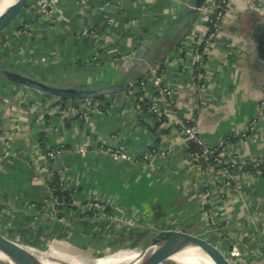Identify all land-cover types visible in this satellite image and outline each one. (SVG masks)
I'll return each mask as SVG.
<instances>
[{
  "label": "crops",
  "instance_id": "crops-1",
  "mask_svg": "<svg viewBox=\"0 0 264 264\" xmlns=\"http://www.w3.org/2000/svg\"><path fill=\"white\" fill-rule=\"evenodd\" d=\"M192 1L58 0L48 15L42 0H29L0 40V61L15 69L53 84L117 86L136 75L145 56L160 62L134 86L94 98L105 101L104 109L92 101L80 105L91 98L66 99L74 105L56 112L40 105L47 96L0 79L1 220L86 260L139 251L156 242L159 231L182 230L221 245L234 241L244 253L234 257L239 264L264 263V175L247 163L249 157L264 159V118L253 136L239 138L264 94V0H233L222 37L201 69L203 91L193 73L194 49L202 43L207 12L191 14ZM87 29L98 36L83 35ZM162 70L173 103L159 90L155 77ZM202 97L211 104L206 110ZM189 120L207 146L224 144L225 160L239 157L232 176L188 153L182 124ZM110 145L134 157L117 159L107 152ZM58 146L66 150L50 162L45 152ZM59 168L80 199L108 203L113 223L76 206L65 210L62 221L31 207L48 195L47 169Z\"/></svg>",
  "mask_w": 264,
  "mask_h": 264
},
{
  "label": "built area",
  "instance_id": "built-area-1",
  "mask_svg": "<svg viewBox=\"0 0 264 264\" xmlns=\"http://www.w3.org/2000/svg\"><path fill=\"white\" fill-rule=\"evenodd\" d=\"M85 1V0H82ZM43 2V10L51 15L54 9V6L57 4L58 0H42ZM233 0H208L206 5L202 8L204 12H207L205 17L206 21V31L201 39V44H199L194 49V60H195V68L193 73L195 72L196 78L199 80V87L203 90H206V84L203 83V74H202V66L205 65V61L210 53V49L215 43L222 37V32L224 29L225 22L228 16L231 14L233 10ZM108 23H112V19L108 20ZM83 35L87 36H98L96 30L87 29L83 31ZM160 85V92L163 96L170 98L171 103L174 102V91L171 87H169L165 80L164 70L162 72H158L155 77ZM134 86V83L132 84ZM131 86V87H132ZM204 95V94H202ZM89 101L93 102V107H97V109H104L107 107L104 100L99 99H91V100H82L81 106H84ZM145 104L147 101L144 102ZM202 109H208L211 104L209 101L202 97L200 101ZM43 105L44 108H51L53 111L61 112L65 108H71L74 104L73 102L65 99H53L51 97H47L46 102ZM36 106V103L33 104V108ZM147 109V108H146ZM153 112L155 113L156 120L162 121V113L161 110L157 107H152ZM264 118V94L262 99L259 102L258 115L254 117L248 124L247 129L243 134L239 136V138L247 139L254 135L255 130L257 128V124L259 123V119ZM183 127V143L188 153L193 157L194 160L200 161L204 160L208 162L214 168H220L221 172L226 174L227 176H232L233 171H235L238 167V156H234L232 159H226L223 156L224 153V144L221 147H211L207 146L204 138L199 132L197 125L193 120L186 121L182 124ZM66 149L64 147L58 146L54 148H48L46 150L45 156L50 160V162L56 160ZM107 152H109L112 156L117 159H132L134 156L122 150L118 147L110 145L107 147ZM249 168L257 175H264V159L261 158H252L249 157V161H247ZM52 164V163H51ZM215 168V169H216ZM217 170V169H216ZM46 180L48 184V195L41 203H34L31 205L38 212H42L44 217L47 219H55L58 221H62V217L65 213V210L69 207H79L85 210V214L88 216H96L103 217L110 223H113L114 215L108 206V203L99 198H89V199H80L77 196V192L71 188L69 185V177L67 171L64 168H59L58 170L47 169ZM217 184V188L220 189L221 186ZM231 184L230 182L226 183ZM226 185V186H227ZM213 194L212 187H207L206 195L210 197ZM213 205V200L210 199L207 201V207L209 210V216L213 223V227L217 228L218 224L215 219V216L212 214L211 207ZM225 248L230 250V253L236 258H242L244 255L243 251L240 249L239 245L234 241H224L222 243ZM262 254L264 259V243L262 244ZM264 261V260H263ZM264 264V263H263Z\"/></svg>",
  "mask_w": 264,
  "mask_h": 264
},
{
  "label": "water",
  "instance_id": "water-1",
  "mask_svg": "<svg viewBox=\"0 0 264 264\" xmlns=\"http://www.w3.org/2000/svg\"><path fill=\"white\" fill-rule=\"evenodd\" d=\"M207 2L208 0H193L189 5L190 13L197 15ZM28 3L29 0H16L0 14V40L6 36L11 27L21 17ZM179 19L183 21L185 18L181 16ZM144 58L146 61L142 60L139 62L141 66L136 75L126 79L124 83H119L120 85L118 84L117 86L53 84L37 75L15 69L2 61H0V79L17 86L35 90L53 99H94L116 93L122 88L130 87L133 83L137 82L136 80L141 75L152 70L160 62L159 57L154 60L150 59L149 56H145ZM5 236H12L18 240L17 247L13 245L11 256L19 264H42L40 258L35 253L48 254L53 250L52 247L43 243L38 237L30 233L27 228L0 219V239L5 238ZM155 236L156 242L151 246L157 245V248L141 264H164L166 260H171V264H179L171 258L188 244L207 251L218 264H239L230 251L214 239L182 230L159 231ZM6 241L11 244L8 240ZM53 261L57 264H68L58 259Z\"/></svg>",
  "mask_w": 264,
  "mask_h": 264
},
{
  "label": "bare ground",
  "instance_id": "bare-ground-1",
  "mask_svg": "<svg viewBox=\"0 0 264 264\" xmlns=\"http://www.w3.org/2000/svg\"><path fill=\"white\" fill-rule=\"evenodd\" d=\"M16 0H0V14L4 12L10 5H12ZM5 240V241H4ZM8 240L10 243H8ZM18 240L11 239L7 236L0 239V262L8 264H19L11 255L14 247H17ZM156 249V248H155ZM155 249L149 250L147 254L143 255L139 251H128L116 253L110 255H104L97 257L96 259L82 260L75 256L65 255L61 251H56L54 248L52 252L48 254L35 253L41 260L42 264H57L53 260L65 261L68 264H141L145 261L147 256H149ZM177 261L179 264H218L213 257L199 247L188 244L179 253L171 258ZM2 264V263H1Z\"/></svg>",
  "mask_w": 264,
  "mask_h": 264
},
{
  "label": "rangeland",
  "instance_id": "rangeland-1",
  "mask_svg": "<svg viewBox=\"0 0 264 264\" xmlns=\"http://www.w3.org/2000/svg\"><path fill=\"white\" fill-rule=\"evenodd\" d=\"M137 248L138 249H136V250H139L140 253H143V255H145V254H147V252H149V250L152 251L151 249L157 248V245L156 246L154 245V246H151V247L149 246V247H141V248L140 247H137ZM121 252H128V251H121ZM110 254H113V253H110ZM102 256H104V255H102ZM98 257H101V256H98ZM78 258L84 260L82 257H78ZM96 258L97 257H93V258L90 259V261H92V260H94ZM166 261L164 262V264H168V263L171 264V262H172L171 260H166ZM0 263H2V264H8V263H4V262H0Z\"/></svg>",
  "mask_w": 264,
  "mask_h": 264
},
{
  "label": "trees",
  "instance_id": "trees-1",
  "mask_svg": "<svg viewBox=\"0 0 264 264\" xmlns=\"http://www.w3.org/2000/svg\"><path fill=\"white\" fill-rule=\"evenodd\" d=\"M66 100V99H65Z\"/></svg>",
  "mask_w": 264,
  "mask_h": 264
}]
</instances>
